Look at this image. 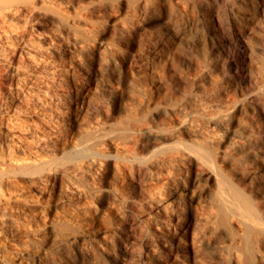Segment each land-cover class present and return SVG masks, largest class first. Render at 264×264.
<instances>
[{
  "label": "rangeland",
  "instance_id": "obj_1",
  "mask_svg": "<svg viewBox=\"0 0 264 264\" xmlns=\"http://www.w3.org/2000/svg\"><path fill=\"white\" fill-rule=\"evenodd\" d=\"M235 27L243 80L213 43ZM0 67L10 250L264 264V0H0Z\"/></svg>",
  "mask_w": 264,
  "mask_h": 264
},
{
  "label": "bare ground",
  "instance_id": "obj_2",
  "mask_svg": "<svg viewBox=\"0 0 264 264\" xmlns=\"http://www.w3.org/2000/svg\"><path fill=\"white\" fill-rule=\"evenodd\" d=\"M234 10L235 9L231 8L229 11L233 12L234 17L236 18V20L238 22L240 18H238V15L236 14V12H234ZM241 24H242V22H241ZM236 27H238V26H236ZM236 27L233 31L234 38H230L227 34L221 35L213 43L217 46V48L221 52H223L227 56L226 61L230 65L232 70L235 72V76L239 77L240 80H243L244 78H246V70H245V67L243 66L244 61H245V57H244V53L242 51H239V49H238V46L241 44L243 37H242V34L236 29ZM13 75H14L13 71H10L9 69L7 70L6 68L0 67V148L1 149L2 148H8L11 151V152H9V153H11L10 155H13V154L17 155V151L20 148L19 142L22 140L21 138L24 136H21V134H22V132H20V129H21L20 126L21 125H18L19 122L17 121L16 117H14L15 114H14V116L12 114H11L12 116L10 114H8V111L10 110V108H12V106H6L7 100L5 101V94H7V92L9 90H11V88L14 87V85L12 87V82H14V80H13L14 76ZM14 90H15V87H14ZM6 96H8V95H6ZM13 96H14V94L12 95V97ZM15 96H17V95H15ZM6 99H8V98H6ZM15 99H16V97H15ZM13 101H15V100H13ZM7 104H10V103L8 102ZM7 107H10V108H8L9 110L7 109ZM13 109H15V108H13ZM23 143L24 142H22V144ZM251 143H253V142H251ZM23 145H22V148H24ZM19 150H22V149H19ZM1 152H3V151L1 150ZM1 152H0V155H1ZM5 152H7V150ZM18 152L20 153L21 151H18ZM3 153H2V155H4ZM5 157H6V155H5ZM10 159H11V157H10ZM5 160H8V159H6V158L4 159V157L3 158L0 157V202L3 201V197H5L4 192H3L4 188H2V183L4 182L5 172H2V169H1V168H4V165L6 164ZM8 163H11V162H8ZM7 167H9V165ZM16 176L17 175L12 176L13 178L11 177V179H14V177H16ZM5 178L7 179L8 177H5ZM3 185H4V183H3ZM4 201H5V207L6 206L9 207V205H6L8 203V202H6L7 199ZM1 205H3V204L1 203ZM2 209H4V208H2ZM1 212L2 213H0V216H1L2 221L1 220L0 221H1L2 225H0V239H2V240L5 239L6 241H10L11 243H13L14 241H12V239H14V236L16 235L14 225L11 221L10 216L8 215L9 213L6 212V209L2 210ZM2 242H0V264H33V263H31V261L28 259V257L25 255L24 252H20V251L17 252L14 250H10V248H9L10 246L8 244H6L7 242H4V243H2Z\"/></svg>",
  "mask_w": 264,
  "mask_h": 264
}]
</instances>
